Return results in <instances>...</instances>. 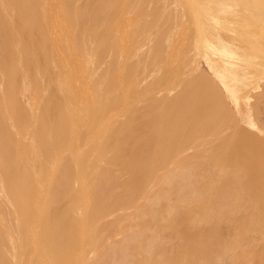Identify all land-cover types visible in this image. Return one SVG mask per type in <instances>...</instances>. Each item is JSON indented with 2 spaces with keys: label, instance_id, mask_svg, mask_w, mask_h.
<instances>
[{
  "label": "bare ground",
  "instance_id": "obj_1",
  "mask_svg": "<svg viewBox=\"0 0 264 264\" xmlns=\"http://www.w3.org/2000/svg\"><path fill=\"white\" fill-rule=\"evenodd\" d=\"M119 1L0 0V196H3L0 199L5 198L9 209L18 213L16 217L13 213L12 218H16V225L8 227L3 209L6 206H2L5 204L1 200L0 225L7 226L4 229L7 233L16 232L15 238L13 233H6L10 247L17 251L12 253L20 262L32 239H37L36 248L33 246L36 256L29 252L27 257L33 255L38 264H244L246 257L262 264L264 257L256 255L251 244L264 238V140L240 130L238 118L235 121L228 115L224 98H220L210 79L205 76L199 79L200 86L208 90L216 104L215 112L204 118L187 116L191 111L187 98L200 87L195 77L184 80L173 98H169L171 93L164 99L155 94L156 99L162 100L149 101L150 108L160 104L159 112L164 109L167 113L163 118L158 115L161 118L148 127L145 145L137 142L136 109H130L131 118L120 124L115 115L108 114L107 109L113 110L116 105L111 99H132L128 104L134 100L133 104L137 103V95L158 89L155 86H162L158 83L166 80L155 79L158 81L153 83H157L155 86L149 82V91L143 89L139 93L136 73L126 66L107 63L105 73L99 74L98 70L96 74L95 65L97 68L104 65L97 62L109 35L90 27V37L99 39V44L92 40L97 49L91 47L92 53H88L91 50L84 45L88 35L81 26L86 22L98 23L104 10L111 14L121 4L122 15L128 0ZM139 2L137 6L142 3ZM181 3L193 20L195 51L192 52L203 55L209 73L241 119L264 133L253 115L256 104L250 102L254 77L264 74V0H181ZM121 15L116 20L124 14ZM173 16L166 18H173L174 27ZM154 25L157 27V23ZM156 27L153 34L149 32L160 40L166 33L155 37L161 28ZM167 27L164 26L167 31L163 32L168 33ZM121 28L115 33L123 32ZM132 31L125 36L123 52L136 56L139 47L136 48L135 30ZM119 34L123 41V33ZM189 40L185 41L187 47L191 44ZM154 53L158 62L161 53L156 50ZM183 53H187L186 49ZM154 59L151 65L160 64L153 63ZM198 61L190 62V75L198 70ZM138 63L137 59V66ZM178 65V78L174 75L177 71L172 72L174 81L185 77L184 73L181 75L183 64ZM119 86L122 89L125 86L126 91L123 89L118 98ZM86 99L91 101L87 103ZM94 117L101 119L97 123ZM230 120L234 128L224 135L222 128H228ZM206 142L215 144L201 149ZM190 150L195 151L186 155ZM61 199L72 203L59 209ZM125 211L129 213L125 215ZM30 212L36 216L32 222ZM111 215H115L111 230L120 237L107 245L101 255L96 224ZM2 239L0 235V242ZM2 255L0 264H8Z\"/></svg>",
  "mask_w": 264,
  "mask_h": 264
},
{
  "label": "rangeland",
  "instance_id": "obj_2",
  "mask_svg": "<svg viewBox=\"0 0 264 264\" xmlns=\"http://www.w3.org/2000/svg\"><path fill=\"white\" fill-rule=\"evenodd\" d=\"M121 1H123V0H120L119 2H121ZM140 0H128V6L127 7H125L123 10L124 11H122V15H121V13H120V11H121V8H122V4H121V6H117L114 10H113V12H111V14H106V10H104L102 13H101V15H100V18H99V21H98V23H83V25H84V27H83V25L81 26V28H83V29H85L86 30V36L88 35V39L87 38H85V42H84V45H85V48L88 50H91L90 52H88V53H92V48L94 49V50H96L97 49V45L99 44V39H97V38H95L94 39V37L93 36H91L90 37V35H89V31H90V27H96L97 29H99L100 30V32H101V34H103L104 36H107V35H109L108 37H109V39H107L106 40V47L101 51L102 52V54H101V56L99 57V61L97 62L99 65L102 63V62H104V65L103 66H101V68H100V66L97 68V65H95V70L97 71H95L96 72V74L98 75V70H99V74H103V73H105V70L107 69V66H106V64L108 63V65H109V63H113V64H115L114 66L115 67H118V66H120V65H122V66H126V67H128V68H130V69H132V70H134V73H136L135 75L137 76L136 77V79H137V82L140 84V85H137L138 86V92L140 93V92H143L142 90L144 89V91H149V89L151 88V87H149L148 85H153V83L154 82H157L158 83V79H160V80H163V79H166L165 80V82H164V80L163 81H161V83L159 82L158 84H162V86L161 85H156L157 83H155L153 86H155L156 88H158V89H154V87H152V89H154V90H151V91H149V92H143V94H141L140 93V95H141V97H139L140 95H137L136 97H135V99L137 98V103H134L133 104V102H136V100H134L133 102H131V103H129L128 104V101H132V99H111V100H114V101H116V105L114 106V108H113V110L111 109V108H109V109H107V112H108V114H111V115H115V121H117V124H120V123H123V122H125L126 121V119H127V121L131 118V110L130 109H136L137 111H138V114H137V117H136V128H137V132H139V136H138V144L139 145H145V137H144V135L146 134V132H147V130H148V127H150L151 126V124L154 122V121H156L157 119H160L161 117L163 118L164 116H165V114L167 113L166 112V110H164V109H162L160 112H159V110H160V104L158 105V104H155V106H153V109L152 108H150V102H153V101H155L154 99H156V97L158 96V97H160L161 96V98L163 97V99L164 98H166V97H169V93H171V95H170V97L169 98H173V96L174 95H176V93L177 92H179V90L181 89V87H180V85H181V83L184 81V80H190V79H192V78H194L195 77V79H196V81H197V85H199L200 86V84H201V82H199V79H201L200 77L201 76H205V78L206 79H210L212 82V85H213V87L216 89V91H218L219 92V94H220V98L221 99H223L224 98V104H225V108H226V110H227V113H228V115L231 117V118H233L234 120L236 119V118H238V119H236L237 120V124L239 125V128H240V130H242L243 132H245V133H247L248 135H254V136H256V137H258V138H260V139H263L264 140V133H259L258 132V130L257 129H255V128H253V127H251V126H249L248 124H246V122L245 121H243L242 119H241V117L238 115V113H237V111L235 112V110H236V108H234L235 106L233 105V103L231 104V101H229V99L228 98H226L224 95V93H222V92H224L223 91V89L221 88V86L215 81V79L212 77V74L211 73H209L210 72V70L207 68V66L205 65V59H203L204 57H203V55L202 54H198L197 55V53H195V52H192V49L194 50V38H195V29H194V26H192L191 25V23L193 22V20H191V18L192 17H189V14L187 13V12H185L186 10H184V8L183 7H181L182 6V3H181V0H163V3L165 4H163L162 3V0H141L140 2H142L141 3V5L140 4H138V6H137V3L139 2ZM172 1H173V3H172ZM119 2H118V4H119ZM139 2V3H140ZM160 2V3H159ZM122 3V2H121ZM150 3V4H149ZM143 4V5H142ZM160 4H162L163 6H161L160 7ZM120 5V4H119ZM156 5V6H155ZM169 5H171L170 7H169ZM179 7H178V6ZM143 6V7H142ZM164 6H165V8H164ZM174 6H176V7H174ZM130 7H132V11H131V8ZM154 7V8H153ZM159 7V8H158ZM166 7H168L170 10H166V9H168V8H166ZM173 8H174V10H173ZM180 9V11H179V9ZM159 9V10H158ZM160 9H161V13H160ZM183 9V10H182ZM164 10L166 11L165 13H163L162 14V11L164 12ZM131 11V12H130ZM153 11V12H152ZM147 12H150V14H148V16H147ZM170 12V13H169ZM120 13V14H119ZM127 13V14H126ZM139 13H140V15H139ZM156 13H158V14H156ZM175 13V17L173 16V14ZM182 13V14H181ZM108 15V17L106 16V15ZM183 14H185V17L187 16V21H188V23H186V21H184V20H186L185 18H182L184 15ZM119 15H121L122 17L121 18H119V20H120V22L119 23H117L116 24V27H115V23H116V21H119V20H116V19H118V16ZM144 15H146V16H144ZM151 15V16H150ZM154 15V16H153ZM168 15H169V17L171 18L172 16L175 18L174 20H175V25H174V27L172 26L173 25V18H172V20L171 19H169L171 22H170V25L168 26L169 27V29H171V30H169L168 29V33L167 32H163V29H164V26L165 27H167V23H169V20H167V18H169L168 17ZM104 16H105V18H106V20L104 21ZM156 16V17H155ZM161 16V17H160ZM165 16V17H164ZM136 17V19L138 20V24H137V20H134V18ZM146 17H148V18H146ZM154 17V18H153ZM162 17H164V19L162 18ZM167 17V18H166ZM161 18V19H160ZM179 18V19H178ZM101 19V20H100ZM128 19V20H127ZM146 19V20H145ZM155 19V20H154ZM163 19V23L161 22H158V20H162ZM113 20L115 21L114 23H113ZM146 22H145V21ZM149 20V21H148ZM157 20V21H156ZM166 20V21H165ZM177 20V21H176ZM106 21H108V24L106 23ZM134 21H136V22H134ZM168 21V22H167ZM181 23H180V22ZM103 22V23H102ZM126 22H128V23H126ZM166 22V23H165ZM114 25H113V24ZM144 23H145V25H144ZM155 23H157V27H156V25H154ZM100 24V25H99ZM110 24H112V25H110ZM119 24V25H118ZM124 24H126V25H124ZM132 24V25H131ZM135 24H137L136 25V27L134 26L133 28H131L133 25H135ZM162 24L164 25V26H162ZM184 24V25H183ZM124 26V28H123V26ZM154 25V28L152 29V30H150L151 28H152V26ZM177 25V26H176ZM189 25H191V26H189ZM172 26V27H171ZM181 26V27H180ZM183 26V27H182ZM187 26H189V27H187ZM111 27V28H110ZM122 27V28H121ZM125 27H126V29H125ZM155 27L157 28V30H158V33L156 32V34H155V37L156 36H158V34H160V35H163L162 33H166V34H164V36H162L161 37V39L159 40V38H156V40H155V38H154V36L153 35H151V33L153 34L154 33V31L156 30L155 29ZM163 27V28H162ZM167 27V28H168ZM180 27V28H179ZM185 27V28H184ZM117 28H121L122 30H123V32L122 31H117L116 33H115V30H117ZM136 28V29H135ZM192 28V29H191ZM107 29H110V30H107ZM132 29L133 30H135V33H136V35H135V40H137L136 42V48L137 47H139V49H142L143 47V51L142 50H140L139 51V49L138 50H136L135 52H137L135 55L136 56H134V54H132V52L130 53H124L123 52V48H125V44H126V41H125V36H127V34L128 33H130L131 31H132ZM179 29H181V31H179ZM184 29V30H183ZM87 30H88V32H87ZM119 30V29H118ZM142 30V32H140ZM149 30H150V32H149ZM175 30V31H174ZM182 30H183V33H181L182 32ZM193 31L194 32V36L191 34V31ZM110 31V32H109ZM149 32V33H146V32ZM164 31H167L166 29H164ZM187 31V32H186ZM108 32V33H107ZM121 33V35H122V33H123V41L121 40V38H122V36L120 37V34L119 33ZM133 32V31H132ZM138 32V33H137ZM160 32V33H159ZM178 32V33H177ZM115 33V34H114ZM143 33H146V38H145V40L143 39L144 38V36H145V34L143 35ZM170 33H171V35H170ZM180 33V34H179ZM188 33H189V35H188ZM118 34H119V36H118ZM138 34V35H137ZM142 34V35H141ZM149 36H148V35ZM115 35V36H114ZM169 35H170V37H169ZM189 37H191L190 38V40L189 39H187V38H189ZM191 35V36H190ZM85 36V37H86ZM114 36V37H113ZM165 36H167V37H165ZM183 36V37H182ZM187 36V38H185ZM108 37H106V38H108ZM112 37L114 38L113 39V41H111L112 40ZM137 37H139V38H137ZM149 37V38H148ZM180 37H182L184 40H182V38H180ZM154 38V39H153ZM177 38V39H176ZM179 38V39H178ZM120 39V40H119ZM144 40V43H142L143 41H141V40ZM148 39V41H146ZM153 39V40H152ZM163 39V40H162ZM164 39L167 41V42H165L164 41ZM180 39H181V41H180ZM87 40H89V41H87ZM92 40H94V43H96L97 42V45L95 46L94 44H92L91 43V41ZM152 40V41H151ZM171 40V41H170ZM173 40V41H172ZM186 40H189L188 42L189 43H191L190 45H188L189 47H191L190 49H188L189 47H187V46H185L186 44ZM119 41H120V43H119ZM140 41H141V43H140ZM146 41V42H145ZM151 41V42H150ZM153 41H154V43H153ZM163 41H164V43H163ZM180 43H179V42ZM182 41H184V42H182ZM186 41V42H185ZM89 43H90V46H88L89 45ZM112 43V45H110ZM123 43V44H122ZM138 43H140V45L138 46ZM148 43H151V44H148ZM188 43V44H189ZM122 44V45H121ZM150 47L151 46V49L149 48V47H147V45ZM179 44V45H178ZM92 45V46H91ZM124 45V46H123ZM142 45V46H141ZM144 45V46H143ZM153 45V46H152ZM112 47V48H110V47ZM118 46H120L121 48H122V50H120L119 49V47ZM140 46H141V48H140ZM168 46V47H167ZM177 46V47H176ZM88 47H90V48H88ZM92 47V48H91ZM108 47V48H107ZM146 47L147 48H149L150 50H147L146 49ZM174 47V48H173ZM182 47V48H181ZM185 47V48H184ZM109 48L111 49L110 51H108L109 50ZM135 48V49H136ZM152 48H153V51H152ZM160 48V49H159ZM166 48V49H165ZM181 48V49H180ZM118 49L120 50V52H118ZM156 51H158V53H161V58H160V60L158 61V62H156V59H154L155 58V55H156V53H154L155 52V50ZM174 49H175V51H174ZM186 49V51H187V53H185V54H187L186 56H185V54L183 53L184 52V50ZM93 50V51H94ZM124 50H126V49H124ZM149 51V52H147V51ZM166 50V51H165ZM181 50H183V51H181ZM189 50H190V53H189ZM134 51V50H133ZM160 51V52H159ZM180 51L183 53V55H184V57H183V55H182V53L180 54ZM195 51V50H194ZM112 52V53H111ZM122 52V53H121ZM119 53V54H118ZM134 53V52H133ZM147 53H149V54H147ZM174 55H173V54ZM109 54V56H107ZM112 54V55H111ZM124 54V55H123ZM130 54V55H129ZM131 54H132V56H131ZM148 56H147V55ZM178 54H180L179 56H178ZM196 54V55H195ZM117 55V56H116ZM146 55V56H145ZM165 55V56H164ZM174 56V57H172V56ZM181 55H182V57H181ZM199 55L200 56H202V58H200L199 57ZM111 57L110 59L109 58H107V57ZM123 56H124V61H123ZM126 56H127V58H126ZM142 56H143V58H142ZM194 56H196V57H194ZM116 57H117V60H115L116 59ZM120 57V58H119ZM131 57H132V60L130 61V59H131ZM146 57V58H145ZM167 57V58H166ZM176 57V58H175ZM179 57H181L183 60L181 61V59H179ZM108 60H107V59ZM119 58V59H118ZM145 58V59H144ZM137 59L139 60V62L140 63H138V66H137ZM152 59H154L153 60V63H160V64H155V65H151L152 64ZM168 60V61H166V63L165 62H163L164 60ZM105 60V61H104ZM141 60V61H140ZM172 60V61H171ZM195 61L196 60V62H197V60H199L198 62L200 63H197V64H199L198 65V70L193 74V75H190L189 73L190 72H188L189 70H191V66H190V62L191 61ZM109 61V62H108ZM115 61V62H114ZM171 62V64L169 65L168 64V66L166 65L167 63H170ZM180 61V62H179ZM130 62V63H129ZM145 62V63H144ZM179 62V63H178ZM183 62V63H182ZM196 62H194V64L196 63ZM96 63V64H97ZM123 63V64H122ZM125 63V64H124ZM164 63V65H161V64H163ZM183 64V65H180L181 67H182V73H181V75L184 73V75H185V77H184V75H183V79L181 78L182 76L181 75H179V76H181L180 78H179V80L178 81H180V80H182V81H180V84H177V83H179L178 81H174V79L176 80V78L175 77H177L176 76V74L178 75L179 74V72L177 71V65L178 64ZM116 64H117V66H116ZM175 64H177V65H175ZM196 64V65H197ZM102 65V64H101ZM204 65V66H203ZM135 66V67H134ZM155 66V67H154ZM159 66V67H158ZM167 66V68L165 69V67ZM172 66V67H171ZM174 66H175V68H176V70L174 69ZM179 66V65H178ZM184 66H185V68H184ZM106 67V68H105ZM133 67H134V69H133ZM143 67H145V69L143 70ZM152 67V68H151ZM168 67H169V70H168ZM180 67V68H181ZM137 68V69H136ZM161 68H163V69H161ZM187 68V69H186ZM102 69H104V70H102ZM136 69V70H135ZM160 69V70H159ZM164 69H165V72H164ZM163 70V71H162ZM179 70V69H178ZM204 70H206V71H204ZM104 71V72H103ZM136 71V72H135ZM142 71H144V72H142ZM157 71H159L158 73H157ZM167 71L168 72H170L169 74H172V72H175V71H177V73L175 72V77H174V75L172 74L171 76L167 73ZM142 72V73H141ZM153 72V73H152ZM207 72V73H206ZM186 73L187 74H189V75H187L186 76ZM141 74H144V75H141ZM148 74H151V76L149 75V78H148ZM160 74H162V76L160 75ZM164 74H166V76H164ZM211 74V75H210ZM161 76V78H159ZM163 76L165 77V78H163ZM170 76V79L168 78ZM143 77H144V79H146V77H147V79H146V81L143 79ZM172 77H173V79H172ZM257 77V78H256ZM264 74H259V75H256L255 77H254V82H253V85H252V87H251V90H250V92H251V100H250V102H251V104H256V106H253V115H254V118H256V125L259 127V128H261V129H264V100H263V97L262 96H264L263 95V93H262V91H264ZM168 78V79H167ZM178 78V77H177ZM256 78V79H255ZM118 79V82H120L119 81V78H117ZM141 79H143L142 80V82H141ZM155 79H157V80H155ZM172 79V80H171ZM258 79V80H257ZM170 81V82H172V83H170L169 82V85L167 84V81ZM253 80V79H252ZM145 81V82H144ZM260 81V82H259ZM150 82V84H147V83H149ZM164 82V83H163ZM200 83V84H199ZM144 84H145V86H144ZM147 84V85H146ZM164 84V85H163ZM176 85L177 87H173V85ZM183 84V83H182ZM262 86H261V85ZM167 85V86H166ZM172 85V86H171ZM179 85V86H178ZM196 85V84H195ZM202 85V84H201ZM148 86V87H147ZM159 86H161V88H159ZM164 86H166V87H164ZM168 86H170L171 88H168ZM219 86V87H218ZM121 87V88H120ZM125 86H123V89L126 91V89L124 88ZM145 87H147L146 89H145ZM175 90H174V89ZM121 89H122V86H119V87H117V97L119 98V97H121L122 95H123V89H122V91H121ZM260 89V90H259ZM156 90H158V91H160V92H158V91H156ZM163 90V91H162ZM165 90H167L166 91V93H167V95H166V93L164 92ZM172 90H173V92H172ZM259 90V91H258ZM256 91V92H255ZM122 92V93H121ZM153 92H155V93H153ZM146 93H148V94H146ZM150 93V94H149ZM255 93V95H253ZM260 93V94H259ZM122 94V95H121ZM146 94V95H145ZM155 94H157V96H155ZM257 94V95H256ZM192 96H191V98H187V99H190V104H189V107H190V112L188 113L189 115H187L188 117L189 116H191V117H199V118H204L206 115H208L209 113L211 114V113H214L215 112V109H216V104H215V98L213 97H211V95L208 93V90L207 89H205V87H202V86H200L196 91H194L192 94H191ZM194 95V96H193ZM260 95V96H259ZM166 96V97H165ZM254 96V97H253ZM259 98H258V97ZM139 97V98H138ZM155 97V98H154ZM142 98V99H141ZM144 98V99H143ZM156 99V101H160V100H162V99ZM140 99H141V102H139L140 101ZM186 99V98H185ZM186 99V100H187ZM87 101V103L88 102H90L91 101V99L89 100V99H86ZM118 100H120V102L118 101ZM121 100H122V103H123V105H121L122 103H121ZM139 100V101H138ZM147 100V101H146ZM193 100V101H192ZM150 101V102H149ZM222 101V100H221ZM262 101V102H261ZM142 102H144L143 104H142ZM139 103H141V104H139ZM228 103V104H227ZM263 104V105H261V104ZM136 104H138V105H136ZM125 105V106H124ZM149 105V106H148ZM233 105V106H232ZM259 105V106H258ZM24 106H26V105H24ZM123 106H124V108H123ZM147 106V107H146ZM129 107H131V108H129ZM146 107V108H145ZM159 107V108H158ZM215 107V108H214ZM232 107V108H231ZM256 107V108H255ZM257 107H258V109H257ZM128 110H127V109ZM145 108V109H144ZM231 108V109H230ZM259 108H260V112H259ZM263 108V109H262ZM142 109V110H141ZM193 109V110H192ZM241 109H242V112L244 111V106H243V104L241 103ZM117 110V111H116ZM120 110V111H119ZM156 110H158V111H156ZM232 110H234V111H232ZM110 111H112V112H110ZM114 111V112H113ZM127 113H126V112ZM153 111V112H152ZM154 111H156V112H154ZM258 111V112H257ZM118 112H119V114H118ZM144 112V113H143ZM159 112V113H158ZM206 112V113H205ZM122 113H123V115L125 116H123L122 115ZM145 113H146V115H145ZM259 113V114H258ZM161 114V115H160ZM116 115H119V116H121V117H119V116H116ZM158 115L159 116H161V117H159L158 118ZM163 115V116H162ZM238 115V116H237ZM244 115V114H243ZM96 116V115H95ZM97 117V116H96ZM96 117H94L95 118V120H96V122L98 123V121H100V119H101V117H98V118H96ZM141 117V118H140ZM125 118V120H123ZM257 119H258V122H257ZM261 119H263V120H261ZM123 120V121H122ZM235 120V121H236ZM259 123H261L260 125H261V127L259 126ZM229 124L230 125H228L229 127L227 128V127H223L221 130L223 131L222 132V134L224 133V135H228V134H230L231 132H232V130H233V125H232V122H231V120H230V122H229ZM244 124V125H243ZM147 127V128H146ZM83 128V127H82ZM81 128V130L83 131V129ZM85 128V127H84ZM226 128L228 129L227 131H225L224 132V130H226ZM203 130H206V131H210L211 130V128H203ZM86 131V130H85ZM84 131V132H85ZM258 132V133H257ZM143 135V136H142ZM223 135V136H224ZM142 136V137H141ZM213 144H215L214 142H206V146L203 144V147H201V149H203V150H205V149H209L210 147H212V145ZM195 150H190V151H188V153L186 154V155H188V154H191V153H193ZM111 155L112 154H109V157H111ZM121 179H125V176H121ZM0 197H3V196H0ZM2 200V202H3V204H5V205H2V206H6V207H3V209L5 210L4 211V217H5V219H6V224L8 225V227H14L16 224H14V223H16L17 221H16V218H15V220H13L14 218V215L15 214H17L18 215V213H15L14 211H13V209L10 207V209L13 211H11L10 209H9V205H8V203H7V200L4 198H1L0 199V201ZM69 199H61L60 200V202L57 204V206L59 207V209H64L65 207H67V205H70L69 203H72L70 200L68 201ZM6 201V202H5ZM34 201V200H33ZM69 202V203H68ZM7 203V204H6ZM68 203V204H67ZM79 203V204H78ZM78 203H76L78 206H80L81 205V202H78ZM1 204V203H0ZM7 210H6V209ZM6 211H8V217H7V212ZM31 211H33V210H31ZM13 213H14V215H13ZM127 213H129L128 211H125V215H127ZM6 214V215H5ZM12 214V215H11ZM12 216V217H11ZM30 216L31 217H29V221H34L35 220V215L33 214V212H30ZM113 215H111V216H109V217H111V218H109V217H107V218H105V219H103V220H101V221H99L96 225H97V227H96V232H97V234H98V237H99V240H100V245H99V249H98V251H99V253H101V255H103V253H105V248L107 247V245H109V244H111L112 242H114V241H116V239H118V237H120V236H116V235H114L116 232H113L111 229H112V226H113V224H112V222H113V220H114V217H115V215L112 217ZM15 217H16V215H15ZM18 217V216H17ZM73 217H77L76 216V214H73ZM13 218V219H12ZM14 221V222H13ZM16 221V222H15ZM102 221H103V223H102ZM101 222V223H100ZM9 223V224H8ZM34 223V222H33ZM105 224V225H104ZM110 224H112V225H110ZM3 226V225H2ZM103 227V228H102ZM6 228V230H7V226H3V227H1V225H0V235L3 237V239L1 240V242H0V254H2L3 253V257H4V259H5V262L6 263H8V264H12L13 263V261L14 260H16V258H17V263H13V264H38V262H37V258H35L33 255H35V250H34V247L33 246H37V243H35V241L36 242H38L37 241V239H32V246L30 245V247H31V249L33 248V250H31L30 251V247L28 248V253L29 252H31V254H33V255H31V254H29V259H26V258H28L27 257V255H28V253L26 252V254L23 256V258L21 259V261L19 262L18 261V259H19V257H17L16 255H14L15 254V252H17L16 251V249L14 250L12 247H10V245L11 244H9L8 243V239H7V234H12L13 233V231H11V233L10 232H6L4 229ZM29 229H31V228H29ZM108 229V230H107ZM110 231H111V233H110ZM29 232H31L30 230H28V237H30V235H31V233H29ZM7 233V234H6ZM108 233V234H107ZM30 234V235H29ZM78 234H79V231H78ZM4 235V236H3ZM112 235V236H111ZM12 236L15 238L16 237V232H15V234L13 233L12 234ZM111 236V237H110ZM106 237V238H105ZM110 237V238H109ZM107 241V242H106ZM105 242V243H104ZM108 243V244H107ZM254 244L252 245L251 244V248L253 249V251L256 253V255H262L263 257H264V238L262 239V240H259V241H255V242H253ZM36 246H35V248H36ZM253 246V247H252ZM3 248H4V250H6L7 252H5L4 250H3ZM12 248V249H11ZM102 249V250H101ZM2 251V252H1ZM12 251L14 252V254L12 253ZM7 253V254H6ZM12 255V256H11ZM14 255V256H13ZM9 256H11L10 258H12L11 260H12V262H11V260H8V259H10L9 258ZM36 256V255H35ZM13 257H15V259L13 258ZM32 257V258H31ZM255 257V256H254ZM6 258H8V259H6ZM30 259H31V261H30ZM252 259V257H246L245 259H244V264H259V263H257L258 261H256L255 259H253V260H251ZM15 261V262H16ZM28 261V262H27ZM109 264V263H108ZM111 264V263H110ZM262 264H264V262L262 263Z\"/></svg>",
  "mask_w": 264,
  "mask_h": 264
}]
</instances>
